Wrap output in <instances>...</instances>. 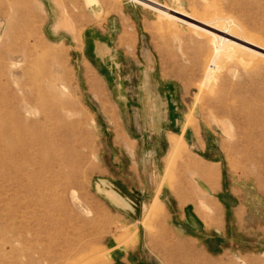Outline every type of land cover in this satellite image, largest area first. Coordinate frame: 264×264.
<instances>
[{
    "label": "rangeland",
    "instance_id": "rangeland-1",
    "mask_svg": "<svg viewBox=\"0 0 264 264\" xmlns=\"http://www.w3.org/2000/svg\"><path fill=\"white\" fill-rule=\"evenodd\" d=\"M0 264H264V0H0Z\"/></svg>",
    "mask_w": 264,
    "mask_h": 264
},
{
    "label": "crops",
    "instance_id": "crops-1",
    "mask_svg": "<svg viewBox=\"0 0 264 264\" xmlns=\"http://www.w3.org/2000/svg\"><path fill=\"white\" fill-rule=\"evenodd\" d=\"M174 134V133H172ZM174 139H177L181 142L182 145V150L185 148L186 149V142L184 141L183 137L181 135H173L169 140H168V150L170 152L172 146H173V142ZM172 159H176L171 157ZM198 165H200L203 169L199 168V169H194L195 167L192 168V170H190L192 175L198 176L202 179V181L213 191L215 190V186H216V174L215 172L208 166H206L203 163L198 162ZM171 174V173H170ZM165 177V181L163 184H166V180L169 177L168 172L165 173L164 175ZM160 185L158 186V188L153 192V194L151 195L150 200L152 199V203L153 205L158 203L157 201H160L158 199V194H156L157 191H159L160 189ZM189 187V186H188ZM196 190V191H194ZM191 189L190 191L184 189L182 191H184V193L182 194L179 193V201L180 203H182L185 199H189V200H193V203H197L200 206H202L204 208V210L206 211V214H208L207 217H209L210 219V225L211 223H213L212 217L218 214V209L216 207L215 204L211 203L209 200H207L205 197H203L201 195L200 192H202L200 189ZM156 194V195H155ZM155 195V196H154ZM143 195L142 193L138 195L139 198H141ZM178 200V199H177ZM208 208V209H207ZM197 220L196 214L195 212L191 211L189 214H184L180 223L181 226L185 229H187V231L190 232V230L194 229L195 227V221ZM198 221L200 222V220L198 219ZM113 249H115V253H117L116 251H121L120 247H113ZM121 260V259H120Z\"/></svg>",
    "mask_w": 264,
    "mask_h": 264
},
{
    "label": "bare ground",
    "instance_id": "bare-ground-1",
    "mask_svg": "<svg viewBox=\"0 0 264 264\" xmlns=\"http://www.w3.org/2000/svg\"><path fill=\"white\" fill-rule=\"evenodd\" d=\"M87 1V0H86ZM85 2V1H84ZM179 6V5H178ZM178 14V13H177ZM185 17V16H184ZM221 27V26H220ZM218 32V31H217ZM234 35H235V37H237V38H239L240 36H239V31H233L232 32ZM49 51V50H48ZM50 53V52H49ZM48 53V54H49ZM5 125L4 124H2V127H4ZM2 133V132H1ZM60 252H62V251H60ZM39 257H41V256H39ZM60 257V256H59ZM58 259H60V258H58ZM33 261V260H32Z\"/></svg>",
    "mask_w": 264,
    "mask_h": 264
}]
</instances>
